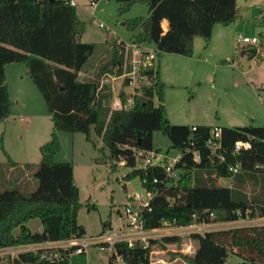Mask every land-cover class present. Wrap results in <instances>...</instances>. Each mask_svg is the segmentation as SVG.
Instances as JSON below:
<instances>
[{"label":"trees","instance_id":"1","mask_svg":"<svg viewBox=\"0 0 264 264\" xmlns=\"http://www.w3.org/2000/svg\"><path fill=\"white\" fill-rule=\"evenodd\" d=\"M66 1L0 0V122L10 116L12 105L6 84V67L24 63L47 104L54 126L51 140L41 147L42 159L38 167L39 173H48L50 182L47 185L44 182L40 189L29 195L11 189L0 191V249L84 237L82 227L75 226L73 219L75 211L81 207L76 202L78 187L71 178V196L66 197L63 183L66 174L50 170L54 169L55 156L61 150L58 132L83 133L87 141L95 144L94 132L105 146L100 151L105 153L107 149L109 152L112 169L116 170L118 163L124 162L125 167L131 169L125 180L138 178L142 187L154 194L151 211L143 213L147 230L160 229L164 223L174 222L179 227L203 222L231 223L248 212L251 218L257 217V213L264 216V129L232 133L228 143L212 156L208 141L213 128L172 125L164 106L163 56L192 57L195 39L209 42L216 25L227 27L237 20V0H115L121 5V12H126L135 3L148 4L149 16L134 19L129 26L133 33L130 45H154L161 55L156 69L142 72L148 77V84L137 90L131 108L113 109L111 88L101 86L91 121H85L88 111L77 113V93L80 73L94 54L96 45L82 42L84 22L79 19L76 7ZM24 6L39 9L37 26L25 24ZM164 21L168 22L167 31L163 27ZM252 47L256 49L257 46ZM261 47L264 51V44ZM132 60L131 47L119 39L114 40L109 58L95 74L97 81L100 83L109 75L121 77L130 72ZM127 86L125 82L124 87ZM130 97L125 90L119 93L123 104ZM156 98L159 105L155 104ZM156 131L168 137L173 148L181 153L174 169L180 173L178 180L169 177L160 166H142L138 160L140 151H154L153 134ZM238 141H251L253 148L234 155L231 150ZM10 163L14 166L12 161ZM238 164L240 171L233 173L231 169ZM230 177H240L241 184L250 181L255 187L253 194L248 198L240 192L235 199L231 188L213 185L215 179ZM51 185H54L52 190ZM13 193H16L13 202L2 200ZM212 214L215 218H211ZM36 219L41 221L42 231L33 233L28 224ZM110 227L109 223H104L102 234ZM190 239L197 243L196 251L191 255L175 252L173 259L180 258L186 264H226L229 255L236 254L244 264H264V226L209 231L204 235L193 233ZM181 242L178 236L151 240L149 248L140 244L130 247L127 242H121L115 246L109 264H115L117 257L125 264H151L156 245L166 250L167 244ZM44 254L46 258H43ZM70 260L69 252L63 249H46L21 252L11 258V263L71 264Z\"/></svg>","mask_w":264,"mask_h":264},{"label":"rangeland","instance_id":"2","mask_svg":"<svg viewBox=\"0 0 264 264\" xmlns=\"http://www.w3.org/2000/svg\"><path fill=\"white\" fill-rule=\"evenodd\" d=\"M74 1L77 2L78 17L84 22L82 42L96 45L94 54L83 68L77 93V113L88 111L89 118L85 121H91L101 86L111 88L112 108L122 90L128 95L134 93L132 87H124L123 78L115 79L116 76L109 75L99 83L95 74L109 58L114 40L119 39L127 45L132 43L133 33L129 26L134 19L147 18L149 6L147 3H135L126 12H121V5L115 0H101L96 4H92L94 0ZM239 6V23L219 36L215 34L212 43L214 49L211 45L207 49L205 41L198 38L192 57L165 54L161 61L166 70V83H163L168 121L172 125L190 128L219 127L222 129V146L228 143L232 133L244 134L248 129H264V51L261 47L264 44V0H252L248 3L246 0H239ZM249 7L252 8L248 9ZM23 19L25 24L37 26L39 9L24 6ZM164 30L166 31L165 28ZM240 34L258 38L256 49L261 56H253L251 50L255 48L252 46L238 43L237 37ZM148 47L155 49L154 45ZM6 84L12 105L10 116L0 122V191L11 189L26 195V192H36L44 182V185L50 182L48 173H39L38 167L42 159L41 147L51 140L54 126L47 104L24 63L9 65ZM155 104L159 105L157 98ZM58 137L61 150L55 156L54 169L50 170L66 174L63 181L66 197L71 196L70 179L73 178V184L79 189L76 202L81 204L74 213V224L82 227L85 238L96 242L104 230V223L110 224L109 230L112 227L120 229L124 222L123 211L129 202H133L131 197L139 194L146 199V190L138 178L125 180L131 170L125 165L118 163L117 169H112L108 159L109 152L107 149L105 153L100 151L105 146L94 132L92 139L95 144L87 141L83 133L58 132ZM153 149L161 153L164 162L172 163L181 156L180 151L173 148L169 138L160 131L153 134ZM10 160L15 169L8 172L12 165ZM179 176L180 173H176L175 180ZM213 185L231 188L235 199L240 192L247 194L249 198L255 188L250 181L241 184L240 177L215 179ZM53 188L54 185H51L50 190ZM14 194L16 193L2 200L13 202L16 198ZM213 224L209 231L249 226L247 223ZM28 227L33 233L42 231V224L38 219L31 221ZM174 230L171 226L166 231H160L156 234L157 239L153 240L160 241L166 232ZM122 232L132 236L136 230L124 226ZM184 233L186 235H182V242L167 244L163 254L154 253L162 249L160 245H156L151 262L158 258L169 260L175 252L193 254L197 243L190 240L188 231ZM20 250H0V260L6 259L8 264H12L11 258ZM109 258L110 252L102 251L99 246H92L89 254H73L70 262L109 264ZM244 263L236 254H230L226 262Z\"/></svg>","mask_w":264,"mask_h":264},{"label":"built area","instance_id":"3","mask_svg":"<svg viewBox=\"0 0 264 264\" xmlns=\"http://www.w3.org/2000/svg\"><path fill=\"white\" fill-rule=\"evenodd\" d=\"M67 4H69L72 7H77V2L74 0H67ZM93 4V3H92ZM96 4V3H95ZM237 41L239 44H245L249 46H257L259 43L258 38L256 37H246L244 35H238ZM131 49L133 50V60H132V70L128 73H125L121 77H116L115 79H121L123 78L125 82H127L128 87H132L134 90V93L130 95L131 97L127 100L125 104L121 101V99L118 96V99L115 101L113 105V109H129L134 104L133 97L136 95L137 90L141 88L142 85L148 84V77L143 75L142 72L150 69H156L161 52H159L156 49H151L148 46H141L138 45H129ZM222 134V129L219 127H215L211 130V137L208 141V147L211 151L212 156H216L218 153V150L223 148L220 142ZM253 148V145L251 141H238L235 143L234 147L232 148V153L234 155L249 151ZM138 160L141 162L142 166H153L157 165L161 168L165 169L168 173L169 177H174L177 172H174V169L176 167L177 162L179 161L180 157L175 159L172 163L164 162L162 159L161 153H158L156 151L146 153L143 151H140L138 153ZM196 160H199V156L196 155ZM221 160L223 161V157H221ZM121 165H124V162L120 163ZM241 169V166L238 164L234 168H232L233 173H238ZM146 199H143L141 195L137 194L135 197H131L133 199V202H127L125 210L123 211L124 214V222L121 224L120 229L111 228L108 229L104 234H101L98 236V240L96 242H91L90 239L82 237L77 238L73 237L71 240L66 241L62 246H58L55 248L63 249L67 252H69L70 257L73 254H89V250L92 246H99L102 251L110 252V256L113 255L115 246L118 243L121 242H127L130 247H134L137 244L143 245L144 248L150 247V241L156 238V234L160 231H166L169 227H174L175 230L179 232H185L188 231V233L191 235L193 233H198L201 235H204L205 233L209 232L210 228L214 225L213 223H195L190 226L186 227H179L176 225V223H164L163 227L160 229H154V230H147L145 229L144 225V219H143V213L148 210L151 211L150 203L151 200L154 197V194L147 192ZM257 217L251 218L249 215V212L246 214L245 217H241L240 220L231 222L234 224H240V223H247L249 224V227H256V226H264V216H261L260 213H257ZM211 218H215V215L212 214ZM224 224H230V223H222ZM124 226H126L127 229H135L136 232L132 236H128L127 232H122ZM121 231V232H119ZM165 236V235H164ZM163 236V237H164ZM169 236V235H167ZM7 249V248H6ZM46 249H53L44 247V244L42 245H29L24 246V249L21 251H18L16 255H14L12 258L17 256L21 252H37L39 250H46ZM5 250V249H0ZM0 257H2V254H0ZM46 254L43 255V258H46ZM55 257H57L55 255ZM0 264H8L6 259L0 260ZM115 264H125L123 259L121 257H117Z\"/></svg>","mask_w":264,"mask_h":264},{"label":"crops","instance_id":"4","mask_svg":"<svg viewBox=\"0 0 264 264\" xmlns=\"http://www.w3.org/2000/svg\"><path fill=\"white\" fill-rule=\"evenodd\" d=\"M252 0H246V2L248 3V2H251ZM237 7H238V18H237V20L234 22V23H232L231 25H229V26H227V27H225V26H222V25H216L215 26V28H214V31H213V35H212V38H211V40L209 41V42H206L205 40V43H206V47H207V49H209V47H210V45H211V47H212V43H213V39H214V37H215V34H216V36H219V35H221L223 32H225V30L226 29H229L230 27H232L233 25H236V23H239V21H240V18H241V14H240V6H239V0H237ZM252 7H249L248 9H251ZM249 23H251L250 21H248ZM163 24L164 25H166L167 27H168V22L167 21H164L163 22ZM220 27H222V28H220ZM223 29V30H222ZM168 29H166V31H167ZM198 41V38L197 39H195V42H194V52H195V48H196V45H197V42ZM212 49H214V47H212ZM8 67H9V65L6 67V76H7V70H8ZM82 75V72L80 73V76ZM161 79H162V82L164 81V83H166V70H165V67H164V63L163 62H161ZM15 169V167L14 166H11L10 168H9V170H8V172H10V171H13ZM31 192L32 191H30V192H26L25 194L26 195H29V194H31ZM165 236H167V235H169V236H178V237H183L182 235H186L184 232H179V231H177V230H174V232H166L165 234H164ZM191 240V239H190ZM64 244L65 242H57V243H47V244H44V247H50V248H52V247H58V246H62L61 244ZM7 249H9V250H14V249H21V250H23L24 249V246H22V247H12V248H7ZM20 250V251H21ZM189 250H190V248H189ZM166 252V250H161V251H159V252H154L155 254H158V253H165ZM153 253V254H154ZM182 253H183V251H182ZM185 253H187V252H185ZM151 264H185L184 263V261L182 260V259H180V258H175V259H172V258H170L169 260H164L163 258H158L155 262H151Z\"/></svg>","mask_w":264,"mask_h":264},{"label":"water","instance_id":"5","mask_svg":"<svg viewBox=\"0 0 264 264\" xmlns=\"http://www.w3.org/2000/svg\"><path fill=\"white\" fill-rule=\"evenodd\" d=\"M51 1H53V0H51ZM251 53L253 54V56H257V54H258V50H257V49H252V50H251ZM82 233L84 234L85 231L82 230Z\"/></svg>","mask_w":264,"mask_h":264},{"label":"bare ground","instance_id":"6","mask_svg":"<svg viewBox=\"0 0 264 264\" xmlns=\"http://www.w3.org/2000/svg\"><path fill=\"white\" fill-rule=\"evenodd\" d=\"M163 27H164L165 29H168V27H167L166 25H164V24H163Z\"/></svg>","mask_w":264,"mask_h":264}]
</instances>
